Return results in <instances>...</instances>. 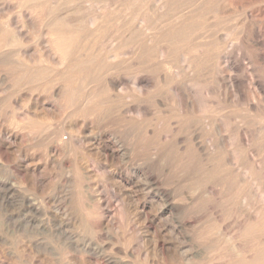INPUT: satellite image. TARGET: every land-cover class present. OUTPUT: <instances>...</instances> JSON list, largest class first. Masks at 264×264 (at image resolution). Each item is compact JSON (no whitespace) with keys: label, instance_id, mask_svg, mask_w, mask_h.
<instances>
[{"label":"bare ground","instance_id":"bare-ground-1","mask_svg":"<svg viewBox=\"0 0 264 264\" xmlns=\"http://www.w3.org/2000/svg\"><path fill=\"white\" fill-rule=\"evenodd\" d=\"M251 1V6L254 5L255 8L256 5H262V8H260L264 13V0ZM114 2L115 5L117 4V8L113 7V4V6L110 5ZM220 4L224 5V3ZM109 5L113 9L116 8L114 11H110V15L105 13L109 11ZM220 6L218 4L213 5V0H0V74L2 73L1 75L4 76L2 79L7 80L5 83L8 84L6 85L8 87L3 90L0 89V166L9 170L13 178L12 182L16 187H19L17 190H11L13 193H9L10 187L6 190L7 185L4 186L0 182L1 204L3 205L5 202L10 203L12 200L14 203V199L17 198L21 204L33 207L38 200L39 202L37 203L43 208L44 204L48 205L47 202L58 190H61L63 193L64 187H67V184H72L71 187L76 188L71 193L73 201L77 202L75 210L76 212L78 211L76 215L80 220V224L84 225L90 232L92 230L96 238H101L105 233L108 235L115 234L117 237H113L114 240L121 244L122 249L116 253L118 256L113 255L115 254L114 249L112 250L114 253L111 251L112 257L115 260L114 263L110 264H264V204L261 205L260 202L259 204H255L251 200L250 187L252 183L249 180H253V177L249 179V176L246 175V167L245 170L242 166L243 170L237 168L241 173H238L239 175L237 174L236 176L238 179H236L235 195L240 208L237 210L238 207H236L238 214L235 210L236 216L234 217L236 220L234 218V224H230V221H228L232 217H227L229 218L228 220H225L223 217L225 211L221 203L224 200V195L218 193L221 187L219 190L216 188L218 192L214 190L209 192L208 196L210 198L207 197L208 199L206 200L209 202H207L208 204L205 203L204 209L198 208L199 206L194 207L193 204V207L198 208L200 212L198 210L195 211V209L192 210L193 208L189 207L191 211L189 210V215H187L190 216V219L184 222L182 219L183 223H181L186 227L194 229L193 231L194 233L196 232L197 239L194 237L195 240H192L194 244H191V248L184 255L181 254L182 252H179L184 243L183 245L179 244L181 247L178 249L179 247L177 248L175 244H173L175 247L170 244V240L167 242L166 236H163L164 226L158 219L157 214L145 212L149 207L150 201L148 202L147 199L151 194L148 195L146 192L144 198L139 203H135V205L132 193L123 192L124 190L121 191V189L117 190L115 183V185L111 186L113 190L109 191V188L107 189L108 191L104 190L106 189V183L103 178L106 173H99L102 167L107 168L109 159L116 156L120 157V155L121 158L123 156L126 157L124 152H129L132 158L147 159L148 161L162 157V159L160 158L161 161L164 159L162 162H166L164 166H166L167 178L174 172L172 165L176 156L179 155V159L182 161L181 164L187 163L185 161L187 155L180 153L178 151L180 149L176 150V137L178 134H175L177 131L175 130L176 127L172 125V120L179 114H173V116L162 115L164 111H160L161 105H157V98L151 97L154 91L152 90L153 92L150 93L146 89L152 88L155 81L159 84L161 80L159 81L158 79L165 80L164 83L166 81V83L170 82L176 88L179 85V78L176 75L181 69L179 64L184 62L187 68L185 71L190 73V71L198 69L201 65H205L207 62L211 63L214 60L211 54H208L211 57L207 56L209 59L207 58L206 60L203 56V60L202 57L196 56L202 53H194L198 59L195 57V60L183 58L182 61L184 59L186 61L180 63L181 59L178 57L180 59L178 60L179 62L176 60L174 62L179 53H183L185 47L195 50L204 45L205 41L200 42L199 40L207 39L204 36L206 35L204 32L210 30V27H212L211 20L213 18L216 21L219 20L217 22L222 24V27L230 21V17L232 19L231 15H222L230 12L233 9L231 8L233 5L231 7L223 6L222 8ZM103 7L107 11L105 10L104 12ZM258 8H256L257 11L260 10ZM200 9L206 10V13L201 14L204 10L200 11ZM252 13L254 14V12ZM258 13L261 12L259 11ZM263 13L260 15L264 16L262 15ZM213 22L215 24V21ZM261 22L264 23V19ZM212 30L218 36V29H215L216 31ZM210 32L212 33V31ZM215 34L209 35L207 33L209 36ZM216 35L213 41L210 42L209 40L210 43L207 41L209 44L205 42L207 46H214L216 48L217 46L215 45L222 44ZM210 39L212 40V37ZM224 41H228V37ZM227 43L229 45L231 42ZM209 46L207 51L210 49ZM194 50L191 52H197L198 49ZM181 57H184V55ZM221 63V61H218L214 65L213 70L215 72L221 71ZM181 65L183 66V64ZM178 66L180 67V69H177L178 73L175 72L176 69L175 71L171 70ZM211 66L213 65L208 66V68ZM185 67H182V69ZM202 67L201 69H203ZM201 69L199 68V70ZM205 70L207 71V69ZM188 72L185 75H188ZM193 73H197L196 75H198L199 72L193 71ZM193 73L191 72L192 75H194ZM195 77L200 79V76ZM195 77L192 76L190 79L198 83L200 80L197 82ZM187 78L189 79V77ZM127 79H130L131 81H129L133 85L134 91L132 92L134 95H130L132 97L135 96L134 101L137 104L134 103V106L132 105L133 102H129L127 94L129 90H126ZM181 81L182 83L187 82ZM195 82L193 84H191L192 82L190 84H183L191 85L192 88L197 90L200 100L203 95L200 92L202 87H199V89ZM183 87L186 88V86ZM188 88L189 90L184 89L185 92H183L188 99V102L186 101L187 103H184V105L189 103V99L191 102L194 97L190 86ZM20 93L23 96V93H25L26 97L23 98ZM184 99L186 100V98ZM199 100L194 102L195 105L191 103L193 105V112H206L210 109L205 103L206 101L204 102L201 99L199 102ZM46 101L51 103L50 106L46 105ZM116 128L120 130L117 131ZM108 129L109 131L113 130L114 132L116 130L118 132L111 133V144L105 141ZM123 135L126 137L128 135L130 138L126 139ZM121 136L125 137L128 141L124 140ZM66 137L68 138L66 139ZM28 142L32 144L36 143V145L39 143V150L34 151L33 148L35 146L32 145L33 148L29 149ZM188 145L186 146L188 147ZM194 150L196 149L194 148ZM217 151H210L208 153L215 155L219 153ZM187 152H190V150ZM212 155L208 158L211 159ZM217 158L219 159L218 156ZM242 161L241 164H245ZM65 162L69 164L66 165ZM215 162H218V160ZM43 163L44 165H41ZM90 163H94V165ZM238 163H235V165L240 164ZM91 166H93V170ZM95 167H99V169ZM238 167L240 168V166ZM174 168L177 169L176 167ZM57 169L60 170V177L56 173ZM111 170L112 168L108 171L111 172ZM87 179H92L93 181L91 182L95 184L93 183L94 188L85 193L83 186L84 184L86 185ZM14 185L11 186L14 187ZM98 185L103 189L101 192L97 188ZM159 194L166 198L165 194H161V192ZM235 195L231 196V198L235 197ZM255 197H257V194ZM181 198L184 197L181 196ZM70 199L72 200V198ZM200 199L203 200V198ZM200 199L198 198L197 201ZM262 199L264 200L263 197ZM115 200L116 205L114 206L113 202ZM174 200L175 203L180 201V199L176 201V198H173L172 201L174 202ZM259 200L261 201V198ZM65 201L67 200L65 199ZM195 202L196 200L192 203ZM175 203L173 204L175 205ZM58 204H62V202L60 201ZM41 206L39 207L41 208ZM66 206L64 207L68 208ZM177 206H179V203ZM22 207L20 208L22 209ZM70 208L73 209L72 207ZM134 211L142 214L141 217L144 221L140 227L137 226L140 221L139 217L137 218L139 214L135 216L136 213L133 214ZM31 213H28L29 216ZM95 220H99L98 223H95ZM16 223L18 224L17 221ZM68 226L70 225L68 224ZM36 228L39 229L38 226ZM69 229L71 230V228ZM192 229L190 230L192 231ZM145 230L150 232V239L154 244L151 243L153 245V252H149L148 249L150 248H146L145 242L138 238L142 235V231ZM62 232L60 230L59 234H63ZM46 234H49V232ZM170 234L173 233L171 232ZM47 242H50V240ZM66 244L61 246V248L65 247ZM134 245H137L138 249L135 252L133 251L132 255H129L128 249L130 247L133 248L132 246ZM57 246L60 245L57 244ZM2 249H0V259L4 256ZM67 251L63 250L59 254L62 264H71L69 263L70 256L68 255L72 252L68 254ZM70 251H72L71 248ZM79 251L81 252V250ZM54 252L56 253V251ZM131 256L134 260L129 261L131 260ZM5 260L6 258L2 261ZM36 262L38 261L36 260ZM93 262L79 258V260H74L72 264H100L98 261Z\"/></svg>","mask_w":264,"mask_h":264},{"label":"rangeland","instance_id":"rangeland-1","mask_svg":"<svg viewBox=\"0 0 264 264\" xmlns=\"http://www.w3.org/2000/svg\"><path fill=\"white\" fill-rule=\"evenodd\" d=\"M225 1H227V2H225ZM239 1H241V2L239 3ZM220 3H224V5L220 4ZM217 4L221 5L220 6L221 8L223 6H230L231 7V5H233L231 7L233 9L230 10V12L231 11H233V12H231V13L228 12L229 14L226 13V14L222 15V16L231 15L232 19L230 17V19H229L230 21L222 27L221 26L222 24H219L217 22L219 20L216 21V19L213 18L212 20L215 21V24L211 20V23L213 25H212V27H210V30H207V31L204 30V31H206V32H204V34L206 33V35H204V36L207 37V39L204 38V40L202 39L203 41L202 40H199V41L200 42L205 41L206 43H208L209 40H210V42L213 41V39H215L214 36L216 34L214 33V31L212 29H214V30L218 29V32H217L218 36L216 35V37L219 39L220 42H222V44H221L222 47H221L220 43L218 45H215V46H217L216 48L212 45L211 46L213 48L208 45L210 47V49H208L209 51H207L208 46L204 42V45L199 47L202 49H199V48L195 49V50L198 49L199 52H198V50L196 52L194 49L193 50L195 52H191L193 50L189 49L188 47H185V50L183 51V53L186 51V49H187V51L184 54L182 52H180L179 55L174 59V62H175V60L178 61L181 59L180 60V63H181L183 61H186L187 58H191L192 60H195V58H197V57H195L196 54H194V53H197V54L202 53L203 55L198 54L196 56L202 57V58L204 56V58L206 60L208 57L210 58L212 55V58L214 57L213 59L215 61L213 60L211 63L207 62L206 63L207 65L206 64L201 65V67L206 66L205 68L202 67L204 70L201 69V67H199L202 71L199 70V68L196 70H193L194 72H196V71L199 72L198 75H196L197 73H193V71H190V73L188 71H185V69L187 70V68L185 67L184 62H183V63H181V64H183V66L181 64H179V66H181V69L179 66L177 68L171 69L172 71H175V69H176L175 72H177V73H178L177 69H180L179 70L180 72L178 74H176V75H178L177 76L179 78L178 84L180 86L177 85L175 88V87H173L172 83H170V82L166 83L167 82L166 81L165 82L166 84H165L164 83L165 80L158 79L159 81L161 80L160 82L158 81L160 85L157 83V81H155L152 88L146 89V91L149 90L150 93L154 91L152 93L151 97L153 96V98L155 97V99L156 98L158 99V100L156 99L157 105H161L159 109L162 112L164 111V113L162 115L173 116V114H175V115L179 114L178 116H176L179 118L175 117L177 120L175 118L172 120L174 122V124L172 122V125H173V127H176V129L175 128L174 129L177 131L175 134H178L180 136L179 137L177 135V137H176V143H177L176 144V150L180 149V150H178V151H180V153H185V155H187L186 160H185V161H187V163L184 161V163H186V164H181L182 161L179 159V155L178 156L175 155L176 156L175 160H174L175 164L173 163V165H172V169L174 172H173V174L171 173V176L169 178H167L166 177L167 172H166V168H165L166 166H164V165H166V162L165 161L162 162L164 159L161 161L162 157H159L157 159L156 158L151 159L148 161L147 159L132 158L131 155L129 154V152L128 153L126 152L127 154L124 152V155H126V157L125 156H123V157H125V158H123V157L121 158V155H120V157L116 156L114 158H111L107 162L108 163L107 168L105 169L104 167H102L99 171L100 174H102V173L108 174V175L104 174L103 180H105L104 182L106 183V187H105L106 189H104V190L111 191V190H113L111 188V186L116 184L115 187L117 190L121 189V191L124 190L123 192L126 191L129 194L132 193L131 195H133V197H134V199H133L134 204L139 203V201H141L146 194H148V195L151 194V196H149V197L147 196L148 197L147 200H148V202L149 201L150 202H149V207L145 212H150V213L155 214V215L157 214L158 219L161 221L162 225L164 226V235L163 236L164 237L166 236L167 242H169V240H170V244H172V245L175 244V246L177 248L179 247L178 249H180L181 245H183V243H184V245L180 249L181 251H179L180 253L182 252L181 253L182 255H184V253L185 254L187 253L188 249L191 248L190 247L191 244L192 245L194 244V243H192V240L194 241L195 239H197V237H196L197 235L195 234L196 232L194 233V231H193L194 229H192L191 227H186L182 223L184 221L190 219V216H188L189 215L188 211L189 210L191 211L192 208H193L192 210L195 209V211L198 210L199 212H200V210L198 208L204 209L203 207H205L206 204H208L207 202H209V201H206L208 199L207 197L210 198V196H208L210 194L209 192H211L212 190L218 192L219 188L221 187L220 188L221 190H219L220 192H218V193H222L224 195V200H222L224 203L223 202L221 203L223 206L222 208L225 211V214L223 217L225 220H228L230 217H232L228 221H230V224L231 223L234 224V221L236 220V218L234 216H236V213L238 214L237 210H239V208H240L238 201H236L237 197L235 195L236 194V192H235L236 186H237L236 179H238L236 176L238 173H241V171H239V170H243V169L245 170L247 168V170H245L246 175L249 176V179H250V177H253V180L252 179L249 180L252 183V185L250 187V189H251L250 190L251 200L255 204H259V202L261 205L264 204V203H262L264 201L262 199V197L264 198V171H263L264 170V166H263L264 165V109H263L264 108V23L261 22V20L264 19V16L260 15L261 13H263L261 11L262 5H260V6L256 5V8L259 7L258 9H260L257 11V9L254 7V5L251 6V4H252L251 0H224V1L223 0H215V1L213 0V5H217ZM110 5H112L113 7H116L117 4L115 5V2H114V3H111ZM110 5L108 6V7H110L109 11H107L108 10L107 6H106L107 10L105 7H103V11L105 12V10H106L107 12H105V13L108 15H110L109 14V13H111L110 11H112V10L114 11V9L117 8L116 7L113 9L112 6H110ZM234 7L237 9L235 10ZM244 9H245V11H244ZM263 9H264V7H263ZM203 10L204 9H200V11H203ZM259 11L261 13H258ZM252 12H254V14ZM205 13H206V10H204L203 13H201V14H205ZM262 15H264V13ZM212 16H214V14H212ZM246 17H248V18H246ZM216 24H217V26H216ZM218 26L220 27V29ZM261 27H263V28H261ZM210 31H212V33ZM207 33H209V35H211V34H215V35L209 36V35H207ZM211 37H212V40L210 39ZM227 37H228V41L225 42L224 40ZM224 42H225V44L227 42H229V43L231 42V43L229 45H228V43L225 45ZM226 46H227V48H226ZM204 49H205V51H204ZM222 49H224V50H222ZM230 50L233 52L231 53ZM200 51H202V52H200ZM228 51H230V52H228ZM188 52H190V53H188ZM191 53L194 55H192ZM213 53H215V54L213 55ZM208 54H211V55H208ZM183 55H184V57H181ZM215 55H216V57H215ZM220 57H221V59H220ZM183 58H185L186 60L184 59L182 61ZM204 58H203V60H204ZM218 61L222 62L221 63L222 69L220 67L221 71L215 72L213 70V67ZM223 61H224V63H223ZM214 62H216V63H214ZM210 65H213V66H211L212 68L211 67L208 68V66H210ZM182 67H185V68L182 69ZM205 69H207V71ZM203 71H205V72H203ZM187 72H188V75H185V74H187ZM191 72L195 76H198V77L200 76L199 77L200 79H198L197 77L192 75ZM180 73L183 75L181 76ZM1 74H0V77H1L0 78V89L3 90L4 88L8 87V86H6L8 84L5 83V82H7V80L2 79V78H4V76ZM192 76L195 77V79H197V82H198V80H200V81L198 83H196L194 80H191L190 78H192ZM183 77H184V79H183ZM187 77H189V79ZM129 80L130 79H127L126 90H129L127 93L129 96V102H133V104L132 103L131 104L134 106L135 104H137V102L134 101L135 96L132 97L134 95L132 91H134V90H133L132 82H130L131 80L130 81ZM181 80L187 81V82H183L184 84L185 83L190 84L191 82H192L191 84H193L195 82V84H197L198 88L202 87L201 89L199 88L201 94H203L202 97L200 98V100L203 99L204 102L206 101L205 103L210 108L209 110H207L206 112L205 111L204 112H198V113L193 112V110H192L193 105L192 104H194V102H197L199 100V97H198L199 95H197L198 92H197V90L192 88L191 85H184ZM180 81H181L182 86L180 84ZM154 85H155V88H154ZM183 86H186V88ZM189 86H190L191 92H193L194 97L192 98L191 102L189 99V103L184 105V103L188 102V99L183 92H185L186 89L189 90V88H188ZM234 86H235V88H234ZM194 92H196V94H194ZM25 93H23L24 96L21 95L22 93H20V95L23 96V98H24V97H26ZM160 93H161V95H160ZM255 96H256V98H254ZM184 98H186V100ZM200 100H199V102H200ZM50 104H51L50 102L49 103L47 102L46 105L50 106ZM168 106L171 108H169ZM260 106H261V108H260ZM211 107H212V109H211ZM261 111H263V112H261ZM149 118H151V116H149ZM181 121L183 122V124H181L182 123ZM119 130L120 129H117V131H119ZM117 131H116V133H118ZM114 132H113V130L109 131V129H108V131L106 133L108 135H106V138H105L106 139L105 141L108 144L112 143V139L110 137H111V133L114 134ZM123 136H125V135H123ZM123 136H121V137L124 140L130 138V136H128V135H127V137L125 136L126 139ZM67 138L68 137H66V139ZM126 141H128V140H126ZM28 143H29L28 144L29 149L33 148L32 146H35L36 149L33 148L34 151L39 150V147H40V146H38V145H40L39 143H37V145H36V143H34L35 145L32 144L31 142H28ZM188 143H189V145H188ZM186 145H188V147ZM194 148L197 151L194 150ZM212 148H214V149H212ZM189 150H190V152H187ZM31 151L33 152V150H31ZM181 151H183V152H181ZM210 151L211 152L217 151L219 153L215 154L216 155L215 156V155H212L211 153H208ZM186 153H188V154H186ZM191 153H192V155H191ZM206 153H208V154H206ZM241 153H243V154L245 153L246 155L245 154L243 155ZM211 155H212L211 159L208 158ZM236 155L238 156V158ZM217 156L219 157V159L217 158ZM241 157H242V159H241ZM235 158H236V160H235ZM239 158L241 160H243L242 163L245 162V164H241V160ZM207 159H209L210 161ZM233 159L235 162L233 161ZM146 160H147V162H146ZM217 160H218V162H215ZM191 161L193 162V164ZM238 161L241 165L238 163ZM148 162H149V164H148ZM109 163H111V164H109ZM153 163H154V165H153ZM213 163H214L215 167L213 166ZM235 163H238L239 165H237V164L235 165ZM67 164H69V163L67 162L66 165ZM90 164L94 165V163H90ZM150 164H151V166H149ZM41 165H44V163ZM210 165L212 166V168ZM186 166H188V167H186ZM238 166H240V168ZM241 166L244 168L242 169ZM108 167L112 168L111 172L108 171V170H110V168H108ZM174 167H176L177 169H175ZM91 168L93 170V166H91ZM164 168H165V170H164ZM96 169H99V167H97ZM218 169H219V171H218ZM253 169H254V171H253ZM57 170H56V173L59 174L60 170L59 169H57ZM216 171L218 172L217 174H216ZM58 177H60V174ZM200 178H202V179H200ZM12 179L13 178L11 177V173L9 172V170L5 167L0 166V182L4 186L7 185L6 190L9 189V187H10L9 193L10 192L13 193V191H11V190H17V188H19L18 186L16 187V185H14V183L12 182ZM199 179H200V183L198 182ZM87 180L88 181H86V185L84 184V186H83V191H85V193L87 191H90L91 188H94V184H95L94 182H93L94 184L91 182V181H93L92 179H87ZM213 181L215 182V184ZM253 181H255V182H253ZM6 182H8V183H6ZM87 183L89 184V186ZM253 183H254V185H253ZM11 185H14V187H12ZM67 185H68L67 187H64L63 193L61 190H58L55 193V195L49 199V201L47 202L48 205L44 204L43 208L40 204L37 203V202H39L38 200H37V202L34 200L36 202V205L34 207L30 206V205L26 206V205L21 204L18 201L19 199H17V198L14 199L15 200L14 203L12 200V202H10L11 204L9 202L8 203L5 202L2 205L1 204L2 202H0V238H1L0 239V245H1L0 249H2L4 247L2 250H3V255L6 258L5 261H2L3 259H5L3 256L0 259L1 260L0 264H2V263L3 264H6V263L7 264H31V263H33V264H62L60 261L61 258L59 256V254L63 250H65V251L68 250L67 251L68 254H70V252H72L70 255H68V256H70V262L69 263H71V264L74 262V260H79V258H81L85 261H90V262H93V261L97 262L98 261L100 264L114 263L115 259L112 256L117 255L116 253L122 249L121 244H119L116 240H114V238H116L117 236L115 234L108 235L105 233V235L102 236L103 238L102 237L96 238V235L93 234L94 232H92V230H91V232H92L91 233L90 230H88L84 225L82 226L80 224V222H79L80 220L78 219V216L76 215L78 213V211L76 212V210H75L76 209L75 206H76L77 202L73 201V195L71 193L72 190L75 191L76 188H72L71 187L72 184H70V185L67 184ZM212 185H214V186H212ZM207 186H208V188H207ZM217 186H219V187H217ZM15 187H16V189H15ZM97 188H98L99 192H101L103 190L102 187H100L99 185L97 186ZM253 188H254V190H253ZM65 189H66V191H65ZM69 189H71V190H69ZM209 189H210V191H209ZM206 190L208 191L207 192L208 194L206 193ZM4 191H5V187H4ZM172 191H173V193H172ZM157 192H159V193L161 192V194H165L166 198ZM252 192H253L254 196L252 195ZM61 193H62V195H61ZM154 193H156V194H154ZM255 193L257 194V197H255V195H256ZM63 194H65V195H63ZM201 194H202V196H201ZM206 194H207V196H206ZM233 195H235V197H233L234 200H232L233 198H231V196H233ZM60 196H61V198H60ZM67 196H68V198H67ZM181 196L184 197L185 199L181 198ZM197 197L199 199L203 198V200L200 199L199 201H197L198 200ZM70 198H72V200ZM173 198L174 199L176 198V201L178 199H180V201L178 200L179 206H177L178 203H175V200H174V202L172 201ZM204 198H205V201H204ZM260 198H261V201L259 200ZM65 199L67 201H65ZM68 200H69V202H68ZM195 200H196V202L192 203ZM0 201H2L1 198H0ZM60 201L62 202L63 205L58 204ZM163 203H164V205H163ZM173 203H175V205ZM67 204H69V205H67ZM180 204L181 205L183 204L182 207ZM185 204H188V205H185ZM193 204H194V207H198V206L199 207L194 208ZM113 205L114 206L116 205V200H115V202H113ZM189 205H192V206H189ZM39 206H41V208ZM52 206H55V207H52ZM64 206H66L68 208H65ZM69 206L72 207L75 211L73 209H71ZM20 207H22V209ZM30 207H32V208H30ZM189 207H191V209ZM236 207H238L237 210H236ZM25 208L27 209V211H25L26 210ZM156 208H157V210H155ZM186 209H188V210H186ZM60 210H61V212H60ZM133 210H134V208H133ZM235 210H236V213H235ZM20 211H21V213H20ZM27 212L28 213L32 212L31 213L32 215L30 214V216H29V214ZM62 212H63V215H62ZM184 213L186 214V216ZM23 214H24V216H22ZM133 214H135V216H137L139 213L137 211H134ZM141 216H142V214H139V216H137V218L139 217L138 219L140 220L138 222L139 225H137L139 227L142 226L143 221H144ZM227 217H229V218H227ZM234 218H235V220H234ZM70 219H72V220H70ZM182 219H183V222H182ZM16 221L18 222V224L16 223L17 225L15 224ZM67 221H68V223H67ZM98 221L99 220H95V223H98ZM42 222L44 224L45 223L46 224L44 225ZM11 223H13L14 225ZM61 224H62V226H61ZM68 224L70 226H68ZM73 224H75V225H73ZM37 226L39 227L40 230L38 228H36ZM69 228H71L72 231ZM79 228L81 229V231H79L80 230ZM53 229H54V231H53ZM177 229H178V231H177ZM190 229H192L193 232ZM60 230H61V232L63 230V232H62L63 234H59ZM66 230L67 231L69 230L67 234H66V232H67ZM48 232H49V234H46ZM69 232H70V234H69ZM142 232L143 233H141L142 234L141 236L143 239L141 238V236H139L138 238H140L141 241L143 240L145 242L144 245L146 248L147 247L150 248V249H148L149 252H153V245L154 244H153V242H151L150 232H148L146 230L142 231ZM171 232L173 234H170ZM50 233H51V235H50ZM73 234H74V236H73ZM88 234H89V236H87ZM47 235H49V236H47ZM61 235H62V237L63 236L64 237L62 238ZM143 235H145V236H143ZM191 235H193V236H191ZM70 236L72 239L70 238ZM191 237H193V238H191ZM194 237H195V239H194ZM67 238H69V239L66 240ZM59 239H61V240H59ZM46 240L47 241L50 240V242L52 244L50 242H47ZM64 240L67 242H65ZM59 241H60V243H59ZM69 241H71V242H69ZM57 244L60 246H57ZM64 244H66L65 247L61 248V246H64ZM179 244H181V245H179ZM186 244H189V245H186ZM54 245H55V247L52 248V246H54ZM132 247L133 248L130 247L128 249L129 250L128 254L130 253L129 255H132L133 251L135 252L138 249L137 245H134ZM70 248L72 249V251H70ZM79 250H81V252ZM112 250L115 252V254H113V255H112V252H113ZM54 251H56V253ZM179 256H181V255L179 254ZM129 259H130V257H129ZM36 260L38 262H36ZM132 260H134V259L131 256V260H129V261H132ZM103 261H104V263H102ZM196 261H199V260H196ZM93 263H95V262H93Z\"/></svg>","mask_w":264,"mask_h":264}]
</instances>
